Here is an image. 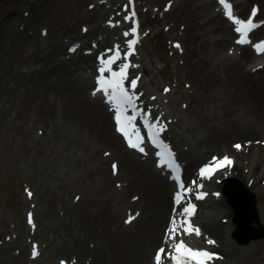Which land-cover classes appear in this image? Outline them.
<instances>
[{
  "label": "rangeland",
  "instance_id": "obj_1",
  "mask_svg": "<svg viewBox=\"0 0 264 264\" xmlns=\"http://www.w3.org/2000/svg\"><path fill=\"white\" fill-rule=\"evenodd\" d=\"M134 1L140 6L138 11L144 23L142 38L136 39L131 51L134 58L129 59L130 55L125 57V53L130 51L128 41L134 39L132 28L136 10L134 5L130 6ZM215 1L0 0V257L5 248L9 249L3 264H61L62 261L80 264L81 259L89 263L94 255L85 252L81 256L80 251H85L81 245L91 248L98 245L105 249L106 235L100 233L108 226L112 231L127 235L140 222L137 220L142 215V205L138 203L143 200L139 193L142 191L133 188L130 168L121 157V150L128 147L119 137H113L117 134L111 116L92 95L97 78L102 75L98 71L100 58L105 59L110 54L111 48L107 45L114 40V33L124 36L125 49L118 48L121 64L130 65L127 73L132 76L131 80L139 77L141 99L151 111L150 116L166 125L165 137L180 150L185 163L188 161L183 154L186 151L194 149L197 154L203 153L204 158L194 164L191 174L200 163L210 161L217 154L223 156L220 148L208 151V144L203 140L209 133L208 127L215 125V132L221 131L222 126L230 130L231 121L240 126L242 120L235 114L226 116L223 100L220 102L214 96L217 87L209 82L204 71L219 53L226 61L235 62L233 59L238 58L250 72L256 56L248 46L234 49V29L217 9ZM236 1L238 11L245 16L256 4L262 11L260 16L264 17V0ZM131 9L135 13L132 17ZM50 29L58 33L55 38H50ZM257 35L263 37L264 29ZM76 41L83 45L69 53L68 45ZM58 48L64 50L63 60H78L75 65L77 83L68 93L66 90L58 93L52 81L45 77L51 66L47 61ZM246 48L250 51L249 57ZM254 69L257 76L264 75V67ZM193 71H197L198 78L195 74L191 78ZM190 99L195 100L196 105ZM68 106L74 113L75 108L80 113L71 124L66 118ZM259 127L261 131L255 136L231 139L237 154L227 156L233 163L237 161L244 168L254 154L257 155L254 158L264 161V146L260 143L264 139V123ZM175 133L178 134L176 139ZM246 137H252L248 145L245 143L250 139ZM236 141L247 148L236 151ZM118 143L122 144L121 150L117 149ZM146 159L151 160L150 157ZM113 164L117 166L115 173ZM220 176H214L216 183L227 182L226 187L233 189L231 195L241 193L245 198L241 205L238 204L243 216L239 225L230 216H219L228 224V239L247 247L240 252L239 258H234L238 264H264V215L261 213L264 180L260 188L249 192L240 177L230 180V177ZM206 188L211 191L210 186ZM88 190L94 192L95 201L85 197ZM122 190L125 201L135 207L126 210L123 202L118 212L115 207ZM221 193L226 199L220 205L212 204L211 197L199 203L201 211L196 217L199 222L207 219V214L216 217L223 206L231 207L223 189ZM254 200L257 215L253 212ZM85 205L89 210L96 206L88 220L90 228L83 224V216H78L79 209ZM107 209L114 210V220L107 216ZM130 215L134 219L126 222ZM64 224L74 230L57 232ZM82 225L84 231L81 233L78 230ZM179 225L177 221L175 239L167 238L169 229L165 241L176 242L184 237ZM197 227H200V234L193 232L197 241L190 242L192 234L186 236L191 248L211 249L216 243L211 238L213 235L203 233L200 223ZM86 232L93 237L86 239ZM74 233L79 234L81 241L77 248L78 237L72 235ZM209 240L214 243L209 244ZM255 240L261 242L254 243ZM158 244L152 246L149 262ZM34 246L36 256H33ZM57 247L61 253L54 255ZM217 259H221V255L211 264ZM220 262L231 264L226 258ZM167 264H171V260Z\"/></svg>",
  "mask_w": 264,
  "mask_h": 264
},
{
  "label": "bare ground",
  "instance_id": "obj_2",
  "mask_svg": "<svg viewBox=\"0 0 264 264\" xmlns=\"http://www.w3.org/2000/svg\"><path fill=\"white\" fill-rule=\"evenodd\" d=\"M227 30L231 32L228 26ZM50 31V38H55L58 33L54 34L51 29ZM114 34L112 36V39L114 40H111L108 43L109 45H107V47H110L112 50L109 54L110 57L114 55L117 46L121 50L125 49L124 36L120 34ZM108 36L109 33H107L106 37ZM76 43L78 42H72L68 45V47L70 48ZM63 51V49L60 50V48H58L55 51L54 56L47 61L50 63L51 66L45 74L46 79L49 78L50 81H52V84H54L53 86L57 89L58 93H62V91L64 90H66V92L68 93L77 83L75 65H77L78 60H63ZM246 56H250V51L247 50V48ZM132 58H134V56ZM233 60L235 62L223 60L220 54L217 53L212 59V64L207 66L205 68L206 70L204 71L207 74L209 82H214L215 87H217L214 91V96L220 102H222L223 100V106L225 109V113L227 114L225 115L230 117L235 114L236 117L242 120L240 126L231 121L232 128L230 130H226L222 126V128L218 127L221 131L215 132V125H213L212 127H208L207 130L209 131V133H207V137L203 140H205L208 144V151H210L214 147L220 148V150H218L223 153V156H220L218 154L215 155L218 163L220 162V160H222L223 157L226 156V154H237V152L233 151L234 147L232 148V138H236L237 136H255L261 131L259 124L264 123V75L257 76V72H253V68L260 64L261 61L254 62L249 72L247 71V68L239 62L238 58H234ZM262 60H264V58H262ZM116 63L117 62H114V65ZM121 63L118 66H121ZM90 64L92 65V62H90ZM260 71L261 70H259V72ZM194 74L197 75V71H193L191 73V78H193L192 75ZM131 77L132 76L127 73V83H130ZM137 82L138 84L134 90L130 89V87L128 86L129 91H134L136 95H138L137 93L139 92L141 86V82H139V80ZM95 99H98V101L103 106L105 105L104 102L101 100L103 99L101 94ZM190 100L193 101V105H196L195 100ZM198 103L199 106L203 108L202 101L199 100ZM68 108L69 109L66 111V118L70 123L73 122L74 117L76 115H80V113L77 111L76 108V113L73 112L71 106H68ZM106 109L109 112L108 114L113 113V111L110 110L108 107ZM138 117H141L144 120L143 116H141L140 114ZM174 135L176 139L178 134L175 133ZM113 137L117 139V137L119 136L115 135ZM246 138L252 139V137ZM251 139L247 140L245 144L248 145L252 141ZM235 143L237 144V141ZM245 148L247 147H241L240 149L235 148V150L240 152L243 151ZM117 149H122L121 143L117 144ZM121 152V157H123L124 162L130 168L129 176L133 177L131 178V180H133V188H139L142 191L139 193H142L143 200L141 203H138L142 205L140 206L142 207V215L137 220L140 222H138L133 228H131L130 233H128L127 235L119 233L118 230L112 231V229L109 228L110 226H108L106 228V231H102L100 233V235H106L104 241L105 249L98 248V245H95L94 248H91L89 246L87 247L86 245H81V249H85V251H80L81 256L85 252H90L94 256H91V262L89 263L84 262L83 259L79 260L80 264H146L147 261L148 264H151L152 258L150 259V262L149 258L152 246H154L156 243L160 244L161 242H163V235L166 228L168 227L169 220L175 219L172 215V193L175 191L173 181H171L165 175L161 174V171L158 170L154 164L152 165L151 160L141 159L137 152L129 149H122ZM183 154L187 155L188 159L186 163V172L188 174H191V170L194 164L204 158V155L203 153L197 154L194 149H190ZM254 157H257V155L254 154L251 158V162L248 165H245L244 168H242V166H240V164H238V162L236 161V163L232 162L231 164H226L225 166L220 168L218 174H221L220 177L222 178L230 177V179L232 180H238V177H240L247 185L245 189L249 192L256 188H260L261 181L264 180V161L261 160L260 157ZM261 175L263 177L260 180L259 178L261 177ZM215 178L216 177H212L210 179L211 182H207L206 186H210L211 191L217 190L219 192L222 189L224 190L228 183H216ZM212 183H214V185ZM123 191L124 190L118 193V203L115 207L117 208L118 212L122 210L119 209V207L121 206V204H123V202H125L126 204V210L135 207L134 205L131 206V204L125 201V195L121 194V192ZM228 192L229 193H227V200L231 204V207L223 206V208L215 214L216 217H212V215L207 214V219L201 220L199 223L202 226L203 232H205L206 234L211 233L213 235L211 238L215 239L216 241L215 245L213 246L215 248L212 247V251L217 252L219 256L221 255L222 260H225L226 258V260L231 264H238L234 256L239 258L240 252L245 250V248L247 247L244 245H237L236 243L231 242L230 239H228L229 228L228 226H226L228 224L224 223L219 218V216H230L233 218L234 223H239V220L241 221L243 216L241 215L242 211H240L238 204L241 205L242 200H245V198L241 195V193H234L231 195L233 189H228ZM87 193L88 194L85 197H89L91 201H95L94 192L88 190ZM217 196V194L213 195L207 191V198L211 197L210 200L212 201V204L220 205L226 199V197L222 195L221 198H216ZM94 208L92 207L89 210L87 208V205H85V208L82 207L81 209H79L78 216H83V224L87 225L88 228H90L88 220H90V216H92V210ZM114 213L115 212L113 209H107V216L110 218V220L115 219ZM261 213L263 216L264 208L263 210L261 208ZM262 219L264 221V217H262ZM102 223L106 226L103 221ZM193 226L197 227L198 224H195ZM240 229L241 228L238 227V231ZM73 230L74 229L72 228V226L64 224L61 226V228L57 230V232L64 231L66 233H71ZM83 231L84 228L82 225L78 232L82 233ZM90 231L92 232V229ZM72 235H77L78 237L77 244L75 245V248H77L81 243L79 239V234L74 233ZM194 235L195 234L191 235L192 240L195 239ZM85 237L86 239L91 238L93 237V234H91L90 232H86ZM260 242V240H255L254 243ZM159 244L156 247H158ZM170 248H172V246H170ZM8 251L9 249L5 248L3 251L4 255H8ZM60 253L61 249H59L58 247L55 248L54 255H58ZM4 255L0 257V264H3L5 262ZM221 259L216 260L215 264H221Z\"/></svg>",
  "mask_w": 264,
  "mask_h": 264
},
{
  "label": "snow or ice",
  "instance_id": "obj_3",
  "mask_svg": "<svg viewBox=\"0 0 264 264\" xmlns=\"http://www.w3.org/2000/svg\"><path fill=\"white\" fill-rule=\"evenodd\" d=\"M219 3L223 6L225 10V15L231 19L234 23L235 31L240 34L239 39L237 40V43L239 44H246L251 43V41L248 39V34L258 27L256 23L253 22L251 18L247 20H242L236 17L233 13V8L230 3L227 2V0H219ZM255 13V9H254ZM132 15L134 16L135 13L133 12ZM129 17H126L128 19ZM87 29H85L86 31ZM132 32H136V28H132ZM127 36L128 33H125ZM137 43L136 39H132L128 41V46L130 51L125 53V57L128 55H131V51L134 50V45ZM78 47V46H77ZM179 47V45H177ZM253 47L258 52H264V41H261L259 43H256L253 45ZM69 51H75V47L70 48ZM112 51V50H109ZM120 58L118 46L117 49L114 52V55L109 57L108 60H104L102 57L101 59V67L98 69V71L102 74L97 78L98 88L97 91H102L110 104L115 105V111H116V122L118 125L117 130L124 134V136L128 139L129 146L138 149L141 153L145 152L144 147H141V144L143 143V137L140 135L139 131L136 129L135 121L137 119V115H126V111L128 108H131L133 113H137V108L135 104V100L138 98L136 93L134 91L130 92L128 88L125 87V80L127 79V69L130 67L128 63L121 64L119 71H112L110 67H107L108 65H111L114 63L117 59ZM105 71H108L111 73L109 77L103 76V73ZM132 79L129 83L130 89H135L137 86V80ZM165 91H168V89H165ZM95 94V93H93ZM139 114L143 116L144 118V124L148 129V135L153 144H157L158 146H161L164 151L157 152V156L160 157L159 164L160 165H166L168 168H178L179 165L176 163L175 160V154L171 151V148L164 144L160 140V133L164 132L166 130V125L159 122L158 119L156 122H153L150 119V112H143L140 111ZM131 129V132L129 131ZM132 136H135V142L132 140ZM237 149H240L242 146L237 144L235 145ZM216 158H214L215 160ZM232 161L229 157L225 156L220 160L219 165L220 167L225 166L226 164H231ZM117 166L113 164V170L115 173ZM213 169L211 167H206L201 169V176L202 177H210ZM174 179H179L178 177H174ZM195 183V182H193ZM179 187L184 190V192H190V188H184L183 183L181 182L179 184ZM197 187H202V185H197ZM31 195V193H29ZM207 193L205 192H198L196 195V199H203ZM177 202H179L180 193L177 194ZM196 206L195 204L189 203L186 207H184L183 212L181 213L182 216H184L186 219L182 221V225H184V233L186 234H193V232L196 235L200 234V230L197 227H194L190 220H188V217H191L195 213ZM138 215V213H137ZM30 221L31 222V213L29 214ZM134 219V216H129V220L126 222H131V220ZM173 227L170 228L169 232L170 235L167 237L168 239H175L176 234V221L173 219L172 221ZM209 244L214 243V241L209 240ZM165 252L164 248H160L155 256L156 264H161L162 260V254ZM38 253L35 249L33 250V256H36ZM172 260L175 262V264H189L190 261H194L195 264H208L209 261H211L214 258H217L216 253L209 252L206 249H192L188 247V245L183 240H179L174 245V254L171 256ZM61 264H65V262H61Z\"/></svg>",
  "mask_w": 264,
  "mask_h": 264
},
{
  "label": "water",
  "instance_id": "obj_4",
  "mask_svg": "<svg viewBox=\"0 0 264 264\" xmlns=\"http://www.w3.org/2000/svg\"><path fill=\"white\" fill-rule=\"evenodd\" d=\"M255 204H256V200H254V202L252 201L253 210L256 212V206H255Z\"/></svg>",
  "mask_w": 264,
  "mask_h": 264
}]
</instances>
